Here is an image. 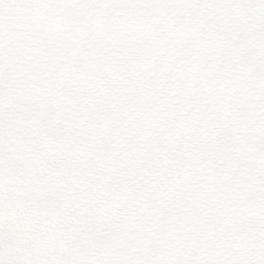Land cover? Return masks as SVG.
<instances>
[{
    "label": "snow or ice",
    "instance_id": "obj_1",
    "mask_svg": "<svg viewBox=\"0 0 264 264\" xmlns=\"http://www.w3.org/2000/svg\"><path fill=\"white\" fill-rule=\"evenodd\" d=\"M0 264H264V0H0Z\"/></svg>",
    "mask_w": 264,
    "mask_h": 264
}]
</instances>
